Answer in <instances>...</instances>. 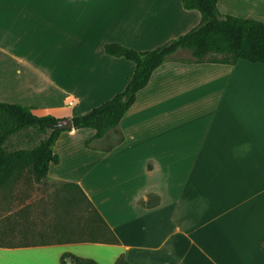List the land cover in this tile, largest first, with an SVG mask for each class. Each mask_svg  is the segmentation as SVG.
<instances>
[{
	"label": "crops",
	"instance_id": "1",
	"mask_svg": "<svg viewBox=\"0 0 264 264\" xmlns=\"http://www.w3.org/2000/svg\"><path fill=\"white\" fill-rule=\"evenodd\" d=\"M218 5L264 21V0ZM200 20L182 0H0V102L69 125L134 74L105 44L150 50ZM119 128L110 151L100 148L112 133L89 148L93 128L63 131L49 172L78 183L120 242L5 244L0 264H60L89 243L106 245L91 246L108 252L101 264L122 253L131 264H264V63H197L180 49Z\"/></svg>",
	"mask_w": 264,
	"mask_h": 264
},
{
	"label": "trees",
	"instance_id": "2",
	"mask_svg": "<svg viewBox=\"0 0 264 264\" xmlns=\"http://www.w3.org/2000/svg\"><path fill=\"white\" fill-rule=\"evenodd\" d=\"M219 0H182L186 9H196L201 13V20L188 32L166 43L150 49L137 50L118 42L105 44L106 53L124 57L136 65L134 74L126 87L109 100L87 112L70 118L71 124L62 125L68 118L55 115H38L31 106L23 103L0 102V189L8 187L27 171L33 180L43 182L51 164L60 163L61 156L55 147L63 131L79 128H93L95 134L85 141V145L94 148L93 140L107 138L100 148L110 151L125 139L119 125L136 102L138 92L145 88L154 71L170 59L180 49L191 53L193 62L236 63L244 59L253 63H264V21L223 13L219 9ZM34 128L39 133L47 134L34 147L9 150L6 143L10 136L26 129ZM62 194L54 202L55 209L63 214H79L63 220V232L57 240L48 243H23L26 245L53 244L64 242H102L119 243L120 239L105 220L84 189L76 182L65 181ZM80 211L89 216L83 218ZM84 219V220H83ZM69 231V234L66 233ZM74 234L77 236L75 237ZM9 243H1L5 245ZM60 264H101L96 259L84 257L70 251L60 257ZM115 264H131L122 253Z\"/></svg>",
	"mask_w": 264,
	"mask_h": 264
},
{
	"label": "rangeland",
	"instance_id": "3",
	"mask_svg": "<svg viewBox=\"0 0 264 264\" xmlns=\"http://www.w3.org/2000/svg\"><path fill=\"white\" fill-rule=\"evenodd\" d=\"M46 135L37 132L34 128H26L10 136L6 146L9 150L34 147ZM53 178H55L54 171L49 172L43 182L37 183L33 180L32 173L27 171L8 187L0 189L1 243H51L59 238V232L66 229L62 228L63 220L67 221V218L79 215L63 214L55 209L53 204L58 200V196H61V186H64L65 181ZM85 213L80 211V215L85 218L84 221L89 216ZM66 233L69 234V231ZM86 246L87 249L78 250L80 253L78 255L106 261L104 258L108 256V252L91 247L106 245L89 243Z\"/></svg>",
	"mask_w": 264,
	"mask_h": 264
}]
</instances>
